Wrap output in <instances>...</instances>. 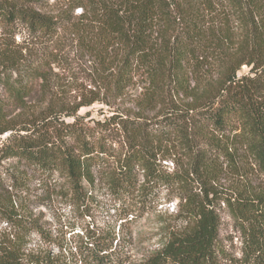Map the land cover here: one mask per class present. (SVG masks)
<instances>
[{
    "label": "trees",
    "instance_id": "16d2710c",
    "mask_svg": "<svg viewBox=\"0 0 264 264\" xmlns=\"http://www.w3.org/2000/svg\"><path fill=\"white\" fill-rule=\"evenodd\" d=\"M73 1L82 10L74 26L83 46L102 74L108 70V96L122 95L136 75L143 78L142 115L113 113L85 123L76 110L86 102L64 121L62 103L51 101L15 129L0 109V135L9 132L0 141V161L56 172L76 203L94 198L85 186L103 185L120 224L116 232L87 228L67 257L25 253L30 228L9 198L0 202V219L13 234L0 232V264H264V185L232 193L218 185L230 173L264 176V0ZM0 24L6 33L21 24L46 38L58 26L17 0H0ZM23 51L0 38V77L21 72ZM243 65L247 74H239ZM33 72L48 79L43 69ZM8 88L22 100L25 89ZM150 110L156 111L148 117ZM115 129L123 135L121 149L108 140ZM162 190L167 200L177 199L178 210L167 213L155 249L133 263L131 232L128 239L124 232L157 210ZM222 205L242 236L238 257L218 244Z\"/></svg>",
    "mask_w": 264,
    "mask_h": 264
},
{
    "label": "rangeland",
    "instance_id": "374dc122",
    "mask_svg": "<svg viewBox=\"0 0 264 264\" xmlns=\"http://www.w3.org/2000/svg\"><path fill=\"white\" fill-rule=\"evenodd\" d=\"M17 1L51 17L58 26L56 35L46 38L28 34L21 24L6 33L0 24V38L5 36L7 40L24 48L25 67L21 72L0 77V109L7 114V120L12 121L15 129L22 128L30 115L37 113L51 101L62 103L60 116L64 121H72L73 118L66 116L67 113L75 111L80 103L86 102L90 104L79 106L76 110L77 117L82 118L85 123L107 119L113 113H128L130 117L142 115L139 102L145 87L143 78L136 75L133 84L122 95L108 96L103 78L108 70H104L102 74L97 57L83 46L74 26L79 25L82 10L75 7L73 0ZM33 69H43L48 79L35 78ZM248 72L249 67L243 65L239 74ZM11 83L25 89L22 100H13L8 91ZM155 111H146L145 114L151 117ZM8 135L9 132H4L0 135V141H4ZM121 139L123 135L116 129L108 135V140L117 149L123 147ZM167 164L172 170L170 161ZM0 172L3 177L0 202L11 198L18 215L25 218L24 225L30 228L25 253L67 257L70 249L75 251V246L87 228L111 227L115 232L118 231L120 221L110 208L112 202L103 185L98 184L95 188L85 186L94 200L76 203L68 192L66 182L56 172L42 174L14 158L1 160ZM218 185L232 193L245 186H263L264 176L251 174L246 178L230 173L220 178ZM166 193V190L159 193L156 203L158 211L148 212L138 219L134 227H126V238L131 232L132 246L128 252L133 263H137L146 252L155 249L160 238L159 227L167 219V213L174 214L178 210L177 199L174 197L167 200ZM219 214L218 244L229 255L238 257L242 248V236L237 222L224 205L219 208ZM30 221L36 223L42 232H34ZM0 232L13 234V229L9 223L0 219Z\"/></svg>",
    "mask_w": 264,
    "mask_h": 264
}]
</instances>
